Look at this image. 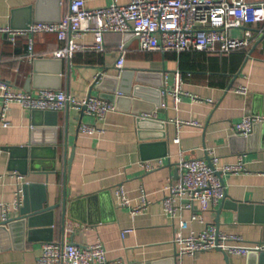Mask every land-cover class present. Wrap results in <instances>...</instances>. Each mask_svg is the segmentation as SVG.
<instances>
[{
  "label": "crops",
  "instance_id": "0c3cea01",
  "mask_svg": "<svg viewBox=\"0 0 264 264\" xmlns=\"http://www.w3.org/2000/svg\"><path fill=\"white\" fill-rule=\"evenodd\" d=\"M71 1L0 0V28L55 22L68 11ZM84 1L89 10L111 4V0ZM247 31L253 34L249 47L230 55L143 53L135 37L109 33L104 37V52L78 51L70 60L55 59L54 52L65 43L53 34H43L33 38V61L25 57L31 35L19 38L16 45L0 35V80L10 83L15 91L36 96L41 90L56 91L49 88L58 86L71 98L86 100L92 95L117 107L105 119L97 120L71 107L54 113L10 105L6 116L9 125L4 128L0 122V216L3 218L4 208L10 205L9 215L16 216L25 206L33 210L61 204L64 190L69 201L66 231L62 209L58 208L36 218L40 223L36 240L21 236L19 230L8 237L0 235V264H37L41 246L47 242L43 240L50 236L51 242L83 248L101 242L108 260L123 264H264L253 255H229L226 261L222 251L178 259L173 244L178 221L162 207L166 186L180 176L182 157H216L227 200L210 205L202 223L189 222L190 231L217 228L220 215V232L239 235L249 245L264 244V126L254 129L250 138L233 136L234 126L243 118L264 116V41L259 42L263 34L258 33L264 31V24L233 29L232 38L244 40ZM77 42L92 46L95 38L86 34ZM122 53L126 56L123 70L142 73L147 81L142 85L146 108L124 96L118 100L119 90H111L109 82L121 75L115 64ZM176 72H181L182 88L189 94L181 100L179 111L169 92ZM105 80L104 90L99 89ZM157 86H161L160 107L155 106ZM240 87L247 92L239 93ZM146 113L155 118L140 125L139 118L144 120L141 116ZM176 121L201 126L178 128ZM80 122L96 126L95 135L84 134ZM160 123H165L164 128ZM241 161L244 172L220 170ZM148 163L156 169L147 172L143 165ZM23 183L27 187L22 205L15 209L18 185L23 188ZM120 188L129 207L122 205L117 194ZM144 194L148 203L143 207ZM236 203V210L227 208ZM137 207L141 212L133 213L132 208ZM190 216L186 211L183 219L190 221ZM132 229L123 237L124 231Z\"/></svg>",
  "mask_w": 264,
  "mask_h": 264
},
{
  "label": "built area",
  "instance_id": "2783aa9c",
  "mask_svg": "<svg viewBox=\"0 0 264 264\" xmlns=\"http://www.w3.org/2000/svg\"><path fill=\"white\" fill-rule=\"evenodd\" d=\"M68 11L56 22H39L28 28H0V35L7 36L10 43L16 45L19 38L31 35L28 45L29 61L34 54L35 36L53 34L65 45L54 52L55 59H72L78 51L104 52L105 35L118 34L123 37L130 35L139 43V50L157 53L205 52L210 54L230 55L249 47L253 34L245 32L244 40L232 38L233 29H241L253 24H264V0H130L126 5L117 0L105 8L91 9L86 7L84 0H72ZM86 34H93L95 42L92 46L80 45L77 40ZM126 56L124 53L117 59L115 67L122 73ZM239 93H246L245 88H238ZM167 88L163 94L167 95ZM173 97L175 109L179 111L181 100L187 94L182 88V74L176 72L173 89L169 91ZM118 96H123L118 92ZM0 101L2 113L0 122L7 128L6 116L11 104H18L31 112H54L71 107L76 111L86 108V114L97 120H103L117 107L100 97L77 100L69 97L64 91L41 90L34 96L28 92L15 91L8 82L0 80ZM165 104V102H164ZM142 119H154V115L144 114ZM264 122V117L252 115L241 120L233 129V136L248 137L256 124ZM178 128L183 125L199 128L198 122H175ZM84 134L95 135L96 126L81 123ZM212 153L208 155L211 157ZM211 165L205 159L186 160L182 157L179 163V178L171 181L165 188L166 197L162 207L166 215L178 221V230L173 240L177 258L195 256L203 252L220 250L232 256H248L251 253H264V244L249 245L239 235H231L218 231L215 226L208 227L200 233L190 231L189 222L203 221V213L210 205H217L227 195L221 176L218 173V158L211 157ZM146 171L155 170L150 163L144 164ZM222 173H240L245 168L241 162L225 165ZM17 179L21 180L20 176ZM15 209L20 208L24 189L18 185ZM22 186H26L25 183ZM122 205L130 206L122 188L117 190ZM147 195L142 196V206H146ZM11 205L3 210V220L10 215ZM139 207L132 208L139 213ZM190 212V221L183 219L184 212ZM132 230L123 232V237ZM37 264H123L112 262L107 258L106 247L101 242L77 247L72 243L59 244L45 242Z\"/></svg>",
  "mask_w": 264,
  "mask_h": 264
},
{
  "label": "water",
  "instance_id": "95a60500",
  "mask_svg": "<svg viewBox=\"0 0 264 264\" xmlns=\"http://www.w3.org/2000/svg\"><path fill=\"white\" fill-rule=\"evenodd\" d=\"M60 19H61V17H59L55 22L57 23V21H59ZM31 24L29 23L28 25L24 26L23 28L24 29L28 28ZM258 33L263 34V38L259 41V42H263L264 41L263 40L264 39V31L258 32ZM36 64H37V62H35V65ZM105 82H106V80L104 82L102 81V83L100 85H98V88L104 90L103 85ZM109 83H112V87H111L112 89L111 90L113 92L116 93L119 90V92H121L123 94L124 99H128L129 101H132L136 105L138 104L139 106H141V108H146V106H144L145 104L143 101L144 97H143L142 92L144 89H143L142 85L147 83V81H146V79L142 78V73L136 74V72H134V71L122 70L121 75L119 77L112 78ZM156 88H157V90H155V93L157 94L158 99L155 101V103H156L155 106L160 107L161 86H157ZM49 89L59 91L60 87L58 88V86H51ZM123 96H119L118 100L123 98ZM90 97H92V95ZM67 109H70V108L67 107ZM148 109H150V107ZM42 112H45V111H42ZM85 112H86V108H83L81 110V115L83 116L85 114ZM147 120H149V119H147ZM147 120H141L139 118L138 122L141 125L143 123H147ZM81 121H82V119H81ZM80 123H82V122H80ZM164 124L160 123V127L164 128V126H165ZM261 125L264 126V122L260 123V124H256L254 129H256L258 126H261ZM251 135L248 136V138H250ZM206 160L211 165L210 158H207ZM70 166H71V161H70L68 170L70 169ZM217 174H219V173H217ZM26 187L27 186H24L23 189L25 190ZM63 196H64V198H63L62 203L57 204L55 206L48 205V206L39 207V208L33 209V210L25 206V207L18 209L16 216H10L6 221H4L2 219V216H0V235L8 237L10 235V232L16 233V231L19 230L21 232V236L26 237L29 235V240L30 239L36 240L35 239L36 238L35 235L37 234L36 228H37V225L40 224V223H37L36 218L39 216H43L45 214H49V213L51 214V212L53 210L58 209V208L62 209V213H63V217H64L63 230L66 231L65 230L66 210H67V205H68V201H69L66 190L63 191ZM225 200H227V195H226L225 199L223 200V202H225ZM237 206H238V204L236 203L235 205H233V207L230 206L227 208H231L232 210H236ZM219 219H220V215L216 221V226H217L218 231L220 230ZM49 225H50V227L52 226L51 222L49 223ZM49 231L51 232L50 228H49ZM43 241L44 242L45 241L51 242V241H53V238L50 236V237H47ZM217 251L220 252L221 249L217 250ZM223 253L225 255V260L228 261L229 255L225 252H223ZM252 255L254 258L256 257V259L259 260L260 263H264V253L255 252V253L249 254L247 257H251Z\"/></svg>",
  "mask_w": 264,
  "mask_h": 264
}]
</instances>
